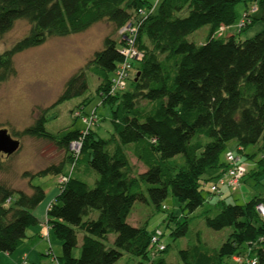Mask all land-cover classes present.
<instances>
[{
    "label": "trees",
    "instance_id": "1",
    "mask_svg": "<svg viewBox=\"0 0 264 264\" xmlns=\"http://www.w3.org/2000/svg\"><path fill=\"white\" fill-rule=\"evenodd\" d=\"M241 2L257 4L264 21V0H160L156 13L146 0H0V37L20 20L32 25L28 36L0 53V86L16 74L15 55L42 46L50 37L78 34L100 21L111 23L118 33L139 9H153L136 37L135 46L144 57L133 62L126 91L110 94L124 60L120 53L124 44L109 36L103 49L68 79L63 93L47 109L83 96L92 72L100 79L96 93L112 109L109 139L97 138L92 128L85 134L83 129L63 135L48 132L47 111L18 134L17 138L51 141L67 154L59 165L31 177L68 176L67 182L58 184L59 195L47 211V226L61 241L60 264H115L124 253L139 258L137 264H168L153 255L154 232L128 223L135 203L160 209L170 191L194 212L204 205L206 171L226 169L221 155L232 140L242 148L261 143L262 170H250L248 175L264 172V30L244 41L230 30L216 36L221 26L236 22ZM255 20L251 17L250 24L237 33ZM204 26L209 27L206 40L190 42L188 37ZM135 63L139 66L133 75ZM75 140L82 142L77 158L69 150ZM80 162L97 173L93 188L77 173ZM69 165L74 167L70 175ZM30 188L27 193L0 184V253H14L24 244L28 229L39 223L34 211L46 192L31 180ZM258 204L264 205V194L243 205L205 208L202 217L209 228L232 227L233 231L218 249H209L199 237L197 244L179 251L180 264H233L235 255L264 264V219L257 212ZM187 230L188 222H181L173 235L183 237ZM79 233L83 235L80 255L74 257ZM110 234L116 235L112 247L106 244ZM25 258L27 264H41Z\"/></svg>",
    "mask_w": 264,
    "mask_h": 264
},
{
    "label": "rangeland",
    "instance_id": "2",
    "mask_svg": "<svg viewBox=\"0 0 264 264\" xmlns=\"http://www.w3.org/2000/svg\"><path fill=\"white\" fill-rule=\"evenodd\" d=\"M146 1L155 6L154 13H156L160 0ZM253 4L241 2L236 7L237 20L228 29L230 34L236 33L237 40L244 41L264 30V21L260 19L261 12L258 9L252 15L257 20L244 31L237 33L240 31L239 23L242 16ZM31 30L32 25L29 22L18 21L11 31L0 37V53L28 36ZM208 32L209 27L204 26L191 34L188 40L200 44L206 40ZM109 36H114L116 40L119 38L111 23L100 21L84 32L66 37L52 36L42 46L15 55L16 74L0 86V128L7 129L13 138L20 141L21 147L11 157L0 154V184L21 189L27 193L31 192L30 180L33 185H40L48 189L54 186L56 179L58 186L59 181L55 175L31 177L51 165L62 163L66 158V151L61 150L51 141L29 136L17 138L18 134L32 125L44 111H47L63 93L68 79L88 64L96 51L103 49L104 39ZM138 66L139 64L135 63L133 75L136 74ZM88 77L89 89L83 96L65 101L46 112L49 118L46 124L48 132L63 135L70 130L84 129L86 126L80 117L76 119L77 114L81 113V117H84L90 116L95 111L98 123L92 129L97 138L109 139L111 137L113 132L111 106L108 103L103 104L102 98L96 93L100 79L92 72H88ZM86 98L88 101L80 108L79 106ZM260 147L261 143L242 148L238 146L236 140L230 141L225 152L221 155V163L227 165L226 154L229 152L240 158V162L247 169L241 186L235 192L222 186L220 193L210 194L209 188L216 181H210V179L217 174L223 175L225 168L223 166L222 168L208 169L204 175V179L207 181L202 188L204 205L194 212H189L186 205L179 202L170 191L160 209H156L152 204L135 203L128 223L134 227L145 226L150 233L157 230L163 233L161 242L165 244L167 251L153 254L156 259L163 258L168 264H180L179 251L186 249L189 245L197 244L199 237L209 249H218L226 241L233 231L232 227L215 231L206 225L202 213L205 208L210 206H217L218 209H221L230 204L243 205L264 194V172L252 177L248 175L250 170L256 169V172L262 170L259 160L262 158L263 152ZM132 162L139 171H143V167L136 163L134 158H132ZM71 167L69 165V169ZM86 167L85 163L80 162L77 171L84 170ZM96 177L97 173L90 169L82 179L88 183L90 188H93ZM94 215L96 217L97 212ZM184 221L188 222L187 233L185 236L177 238L173 235V231L179 223ZM38 226L35 225L28 229V237L24 244L14 253H0V264H21L24 253H26L28 261L39 262L47 259L48 252H51L53 256L60 257L62 254L61 241L54 231L48 227L49 238L42 240L39 237L41 232ZM43 233L46 234V231L44 230ZM82 237L83 235L79 233L78 245L73 251L74 257L80 255ZM115 237V234L108 236L109 241L106 244L109 247H112ZM139 261H141L139 258L124 253L123 257L115 264H137ZM226 262H230V259L227 258ZM231 263L236 264L234 260Z\"/></svg>",
    "mask_w": 264,
    "mask_h": 264
},
{
    "label": "built area",
    "instance_id": "3",
    "mask_svg": "<svg viewBox=\"0 0 264 264\" xmlns=\"http://www.w3.org/2000/svg\"><path fill=\"white\" fill-rule=\"evenodd\" d=\"M153 9L148 11L145 8H141L136 13L135 19L131 22L127 23L123 27L118 30L119 39L123 42L124 46L121 49L120 53L124 56V60L117 69L115 76L112 80V85L110 88V94H116L118 92H123L127 90L128 81L131 79V71L133 67V62L141 61L144 57L143 52L139 51L135 46L136 37L139 32V28L142 25L143 21L148 17L150 13H152ZM258 11L257 4H254L247 13L241 18L239 23V30L247 27L251 22V17L254 13ZM228 27L221 26L218 31H216V36H222L226 31H228ZM80 117V114H77ZM82 123L86 126L82 130V133H87L93 126L98 123V117L95 111L90 116L81 117ZM82 142L81 140L72 141L69 145V150L72 152L73 157L77 158V156L81 152ZM226 169L223 171V175L221 174L213 185L209 188V191L212 194L220 193L221 187L225 186L231 191L235 192L242 184L244 177L247 174V169L243 163L240 162V158L236 157L232 152L226 154ZM74 167L71 168L69 175L72 173ZM59 184H64L68 181V176H60L58 178ZM257 212L264 219V205L258 204L256 206ZM47 232L44 236L45 239L48 240V226ZM163 233L159 230L155 231L151 237V247L157 253H161L166 249L164 243L161 242V238ZM49 255V264H60L59 259L56 256H53L51 252H48ZM232 259L239 264H256V258H243L239 255H235ZM27 260L25 257L22 258L21 264H27Z\"/></svg>",
    "mask_w": 264,
    "mask_h": 264
},
{
    "label": "crops",
    "instance_id": "4",
    "mask_svg": "<svg viewBox=\"0 0 264 264\" xmlns=\"http://www.w3.org/2000/svg\"><path fill=\"white\" fill-rule=\"evenodd\" d=\"M113 39L116 40V38L114 36H112ZM90 170L88 169H84V170H78L77 173L83 177L86 176L87 173H89ZM57 178V177H56ZM40 186V185H39ZM43 187V186H41ZM44 188V187H43ZM45 192H46V198L45 200L35 209L34 211V214L36 216V218L38 219V227L40 228V232L39 233V237L43 240L45 239L44 236L45 234L43 233L44 230L47 232V211L48 209L50 208L51 204L54 202L55 198L59 195V189H58V186H57V182H56V179H55V184L54 186L48 188V189H45ZM131 215V214H130ZM130 217V216H129ZM129 219V218H128ZM24 256H26V253H24ZM30 263H41V264H47L48 263V258L47 259H43V260H40L39 262L38 261H29Z\"/></svg>",
    "mask_w": 264,
    "mask_h": 264
},
{
    "label": "water",
    "instance_id": "5",
    "mask_svg": "<svg viewBox=\"0 0 264 264\" xmlns=\"http://www.w3.org/2000/svg\"><path fill=\"white\" fill-rule=\"evenodd\" d=\"M21 147L18 139L13 138L7 129H0V154L7 157L15 154Z\"/></svg>",
    "mask_w": 264,
    "mask_h": 264
}]
</instances>
